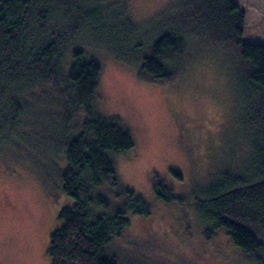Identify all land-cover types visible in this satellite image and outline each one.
Masks as SVG:
<instances>
[{"label": "trees", "instance_id": "1", "mask_svg": "<svg viewBox=\"0 0 264 264\" xmlns=\"http://www.w3.org/2000/svg\"><path fill=\"white\" fill-rule=\"evenodd\" d=\"M103 4L0 0V154L12 146L20 152L21 139L51 157L60 154L66 164L60 185L73 200L58 211L61 225L49 236L50 264H117L106 249L128 226L126 213L150 214L130 193L111 216L93 209L104 206L94 188L104 181L115 184L113 155L134 144L118 122L97 117L100 69L73 47L102 50L133 67L141 81L155 84L178 73L166 61L184 55L186 38L196 35L235 52L238 114L234 145L214 159L221 172L193 195L192 207L205 232H223L239 256L264 264V45L243 41L245 11L231 0H184L174 15L136 27L126 17L125 3ZM153 191L164 203L175 200L160 180Z\"/></svg>", "mask_w": 264, "mask_h": 264}, {"label": "rangeland", "instance_id": "2", "mask_svg": "<svg viewBox=\"0 0 264 264\" xmlns=\"http://www.w3.org/2000/svg\"><path fill=\"white\" fill-rule=\"evenodd\" d=\"M102 1L125 3L129 22L144 27L174 15L184 0ZM231 1L245 11L243 41L264 45V0ZM186 42L184 55L166 61L178 73L155 84L141 81L133 67L102 50L73 47L100 69L94 92L97 117L118 122L134 144L113 155L115 184L104 181L94 188L104 206L93 209L111 216L123 208L130 193L150 212L141 218L126 213L128 226L106 249L117 264H250L223 232H205L192 207L193 195L205 191L221 172L214 159H222L219 153L237 139L236 55L201 35ZM233 113V128L227 130ZM20 142L25 147L20 152L12 146L0 154V264H50L48 241L61 225L58 211L73 205L60 185L66 164L60 154L51 157L32 142ZM156 180L175 200H158Z\"/></svg>", "mask_w": 264, "mask_h": 264}]
</instances>
